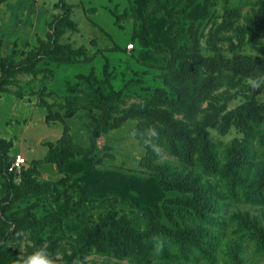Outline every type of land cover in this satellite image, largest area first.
Here are the masks:
<instances>
[{
  "label": "rangeland",
  "instance_id": "1",
  "mask_svg": "<svg viewBox=\"0 0 264 264\" xmlns=\"http://www.w3.org/2000/svg\"><path fill=\"white\" fill-rule=\"evenodd\" d=\"M65 1L72 7L70 20L75 27L66 26L58 44L81 51L66 63L44 59L36 65L37 71L23 70L21 65L31 51L47 42L48 27L61 13L54 7L58 0H6L0 5V60L6 59L5 67L0 68V147L10 143L8 159L12 163L23 159L24 170L33 160L42 159L48 146L60 138L63 123L74 144L89 145L101 112L98 93L118 92L123 104L114 103L113 107L120 108L145 102L157 106L160 99H174L175 93L165 81L170 53L175 50L170 49L172 41L179 47L197 44L204 49L212 39L227 57L264 53V0ZM13 49L17 54L9 59ZM11 67L16 71H9ZM223 82L201 107L208 105L210 113L221 118L236 110L242 116L230 115L228 128L211 124L205 130L220 166L226 165V169L247 143L255 148L253 179L264 167V82L240 77ZM256 111L262 115L260 123L252 117ZM67 112L72 113L70 118ZM118 118L115 112L108 115L111 124ZM136 125L137 121L127 119L105 131L90 160L72 156L61 165H39L24 183V193L12 200L0 166L3 263L28 259L40 264H75V247L87 230L101 222H119L156 214L157 210L160 222L168 228H198L201 252L183 260L161 255L159 248L151 261L143 264H264V203L248 201L240 188L230 192L221 176L188 166L161 146L152 147L147 138L141 143L134 132ZM77 166L82 169L76 171ZM21 168L15 170L13 179L17 187L21 185ZM96 172L151 179L160 189L163 176H179L183 184L197 178L206 180L210 188L203 193L206 201L200 207L205 217L201 223L194 222L197 213L189 210L192 193L175 189L164 191L151 206L142 204L132 191H85L86 175L92 177ZM169 212L171 220L166 217ZM43 218L56 221L38 229L35 224ZM86 261L137 264L118 255L91 254Z\"/></svg>",
  "mask_w": 264,
  "mask_h": 264
},
{
  "label": "trees",
  "instance_id": "2",
  "mask_svg": "<svg viewBox=\"0 0 264 264\" xmlns=\"http://www.w3.org/2000/svg\"><path fill=\"white\" fill-rule=\"evenodd\" d=\"M4 1L6 0H0V5ZM54 7L61 9V13L53 18L48 27L47 42L40 44L38 49L30 52L23 61L21 69L37 71L36 65L44 59L66 63L73 61L80 53V49L72 51L70 48L58 44L60 34L66 26L75 27L70 20L72 7L65 0H58ZM137 10L142 21V30H145L146 22L139 5ZM206 46L204 49L197 44L179 47L176 42H171L170 49L175 50L170 53L169 70L165 81L170 90L175 93L174 99H160L157 106L145 102L120 108L119 106L113 107L116 106L114 103L123 104L119 101L118 92L107 96L98 93L101 112L89 137V145L82 147L74 144L68 126L63 123L62 135L54 145L48 146L45 156L40 160H33L27 169L21 168L22 170L19 172L21 185L19 187L13 181L17 175L15 170L9 171L10 163L13 161L6 155L10 143H6L5 147H0V166L4 172L3 183L9 199L12 200L24 193V183L37 172L36 168L39 165L43 163L61 165L72 156H81L90 160L105 131L120 126L127 119H132L137 121L134 132L141 143L147 138L151 141L152 144H148L152 147L153 145L161 146L188 166L200 167L206 175L221 176L227 181V189L230 192L235 193V190L240 188L244 191V197L248 201L256 204L264 203V167L261 174L252 179L256 165L251 159L257 153L255 148L253 149L251 144L247 143L243 151L238 150L240 155L235 163L229 164L230 166L226 169V165L220 166L214 151V144L205 130L211 124L212 127L222 125L228 128L231 125L230 115L237 114L238 118H241L242 115L240 116L236 110L221 118L219 114L213 116L208 105L205 108L201 107L202 103L210 98V93L221 88L226 79L234 80L236 77H240L243 80L252 79L264 82V53L259 56L234 54L227 57L214 40H208ZM16 54L17 50L13 49L9 59H13ZM176 63L180 65L175 66ZM5 65L6 59H1L0 68H4ZM13 69L16 71L17 68L11 67L8 70L12 71ZM2 87L3 83L0 82V91ZM110 112H115L120 116L114 124L109 122ZM252 113V117L260 123L261 113L259 111ZM66 116L70 118L72 113L67 112ZM176 116L182 117L176 118ZM262 141L264 142V137ZM150 145H147L146 148H151ZM81 169L82 166H77L76 171ZM182 181L183 179L179 176L169 179L163 176L159 183L162 187L160 189L151 179L138 180L126 178L115 172H96L92 177L86 175L85 191L93 189L102 192L132 191L138 195L139 201L147 206L156 204L164 191L175 189L183 193H192L190 200L192 206L189 210H193L197 214H188L194 215V222H200V219L205 217L204 212L200 210L201 205L206 201L202 195L210 188L209 183L206 180L202 182L199 178L184 184ZM198 184L200 187L197 186ZM166 217L171 220V213H167ZM54 221L56 220L52 218H43L35 225L38 229H43ZM98 226H95L94 230H87L80 237L79 244L74 250L75 264H87L86 258L91 254L103 257L118 255L119 259L129 258L133 263L143 264L150 262V257L155 255L159 248L161 249L159 254L183 260L193 259L201 252L198 228H181L178 225L175 229L168 228L160 222L157 210L156 214L147 213L141 217L119 220V222L113 220L103 224L101 222ZM3 246L4 242L1 239L0 264H6L3 263L1 255ZM120 248L125 250L120 251ZM31 261L33 264H40L36 260ZM28 262V259H15L9 264H28Z\"/></svg>",
  "mask_w": 264,
  "mask_h": 264
},
{
  "label": "built area",
  "instance_id": "3",
  "mask_svg": "<svg viewBox=\"0 0 264 264\" xmlns=\"http://www.w3.org/2000/svg\"><path fill=\"white\" fill-rule=\"evenodd\" d=\"M132 46V45H130ZM24 164L23 159L17 158L16 160H14V162L10 165L9 167V171H13L16 169H20L21 166Z\"/></svg>",
  "mask_w": 264,
  "mask_h": 264
},
{
  "label": "clouds",
  "instance_id": "4",
  "mask_svg": "<svg viewBox=\"0 0 264 264\" xmlns=\"http://www.w3.org/2000/svg\"><path fill=\"white\" fill-rule=\"evenodd\" d=\"M28 264H33V262L30 260V261L28 262ZM45 264H46V262H45Z\"/></svg>",
  "mask_w": 264,
  "mask_h": 264
}]
</instances>
